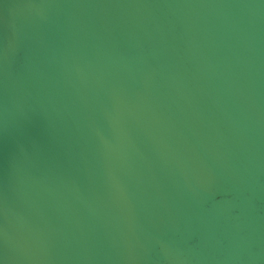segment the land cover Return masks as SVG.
Instances as JSON below:
<instances>
[{
  "label": "water",
  "instance_id": "water-1",
  "mask_svg": "<svg viewBox=\"0 0 264 264\" xmlns=\"http://www.w3.org/2000/svg\"><path fill=\"white\" fill-rule=\"evenodd\" d=\"M0 264H264V0H0Z\"/></svg>",
  "mask_w": 264,
  "mask_h": 264
}]
</instances>
